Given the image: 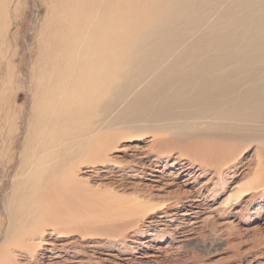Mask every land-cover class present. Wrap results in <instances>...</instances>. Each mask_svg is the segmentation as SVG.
I'll use <instances>...</instances> for the list:
<instances>
[{"label": "bare ground", "instance_id": "6f19581e", "mask_svg": "<svg viewBox=\"0 0 264 264\" xmlns=\"http://www.w3.org/2000/svg\"><path fill=\"white\" fill-rule=\"evenodd\" d=\"M52 6L68 7L75 18L54 20V40L43 43L47 56L6 208L5 243L17 237L13 246L21 247L42 239L46 227L58 230L54 224L67 213L59 205L83 185L76 170L112 149L117 129L181 136L198 126L264 141V0H52ZM86 6L91 14L82 12ZM66 25L73 29L63 36Z\"/></svg>", "mask_w": 264, "mask_h": 264}, {"label": "rangeland", "instance_id": "374dc122", "mask_svg": "<svg viewBox=\"0 0 264 264\" xmlns=\"http://www.w3.org/2000/svg\"><path fill=\"white\" fill-rule=\"evenodd\" d=\"M65 8L54 9L52 0H0V263L264 264V141L198 126L181 136L112 131V149L76 170L83 185L59 203L71 218L65 213L57 231L46 227L42 239L21 247L13 246L17 237L5 243L6 208L47 56L43 43L54 40V20L72 23Z\"/></svg>", "mask_w": 264, "mask_h": 264}]
</instances>
